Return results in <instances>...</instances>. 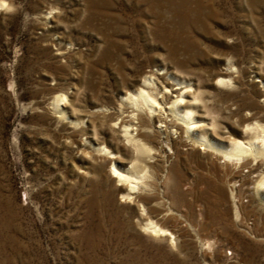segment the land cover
Here are the masks:
<instances>
[{"label":"rangeland","instance_id":"1","mask_svg":"<svg viewBox=\"0 0 264 264\" xmlns=\"http://www.w3.org/2000/svg\"><path fill=\"white\" fill-rule=\"evenodd\" d=\"M189 83L215 141L264 122V0H0V264H264L262 160L164 154L142 114L140 191L111 175L125 96Z\"/></svg>","mask_w":264,"mask_h":264},{"label":"bare ground","instance_id":"2","mask_svg":"<svg viewBox=\"0 0 264 264\" xmlns=\"http://www.w3.org/2000/svg\"><path fill=\"white\" fill-rule=\"evenodd\" d=\"M175 80L177 84L184 83L177 81V79ZM145 81L148 82V84L150 83L149 85L151 86H154L155 84V81L153 79L146 78ZM218 82L226 84L227 82H230V79L225 80L224 78H219ZM191 87L192 86L189 83L184 85L183 87L177 86L171 90L163 87L162 91H154L155 88H153V90L139 88L136 92L128 93L125 96V102L133 106L134 109L137 111L136 113L134 111L131 118L132 120H130L129 122L125 120H121L119 122L122 137H124V140L132 149L129 150L132 151V161L130 162V166L126 169H121L120 167L118 168L113 166L111 175L116 180L123 181V183L126 184V186H122L121 189L126 190L127 196L135 189L139 190L138 188H140L141 184H143L145 181H143V178L146 176V174H148V167H150V165H147V160H145V157L148 156L152 158L153 155L150 156L151 152L158 151L156 150V148L153 147V145L147 144L143 140L145 137H147L149 133L146 134L140 131L139 127H141V123L139 121V118L142 116V114H145V116L147 117L146 119L149 121L150 125L154 119H157V121L159 122L157 130L153 131L154 134L159 135L158 143L161 146L159 147L158 145V147L159 150H161L164 154L167 153L166 147H169L171 149V153L178 155L180 152V146H186L188 149H192L195 146H199V149H207L208 151H211L214 155H218V159L221 157L223 161L235 160L238 163L241 162L242 166H247L248 164H250L251 161H248L249 159H247L246 157L250 156L254 160H262V163L264 164V122L260 121L259 119H255L253 123L246 124L243 128H241V131H237V134L248 133V138H246L247 136L245 138L233 137L227 139L228 141H225L220 139L222 137L219 138L218 136L217 142L214 140V134H210V132L206 130V127L207 129L210 127H208V125L214 126L215 123H208L201 118L202 115L196 110V103H199L201 101V98L197 93H195L196 88L193 89ZM169 91L175 92V94H172V96H170ZM203 100L201 101V103L203 102ZM135 119H137L139 124L134 127V124H136V121H134ZM147 127L149 126L147 125ZM155 137H157V135ZM164 145L167 146L165 147ZM105 151L111 153V151H108L107 148L105 149ZM248 170L253 172L254 170H258V168L256 165L249 166ZM257 173L259 176L258 179H256L255 185L253 184V193L263 200L264 170L261 169ZM145 207L141 205V214L145 213ZM143 228L145 231L151 233L152 235L163 236L164 238H168V236H170V241L173 240L172 234L167 229L161 228L155 221L151 219H148V221L144 223Z\"/></svg>","mask_w":264,"mask_h":264}]
</instances>
